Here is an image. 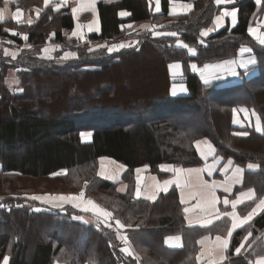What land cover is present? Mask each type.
<instances>
[{
	"label": "trees",
	"instance_id": "obj_1",
	"mask_svg": "<svg viewBox=\"0 0 264 264\" xmlns=\"http://www.w3.org/2000/svg\"><path fill=\"white\" fill-rule=\"evenodd\" d=\"M191 1L189 12L174 15L170 23L160 25V30L175 31L177 37L156 36L154 29L144 30L133 35V44L113 52L102 45L128 35L133 25L125 27V21L158 23L166 15L167 0H161L160 13L150 11L145 0L98 1L100 30L88 34L83 43L64 34L73 27L67 5L19 0L25 10L31 5L40 8L32 23L17 24L9 18L0 21V36L20 43L19 34L25 33L30 43L14 56L0 51V174L37 177L66 169L64 176L75 184L88 181L87 194L94 197L93 188L111 192L102 200L103 205L111 207L113 216L126 225V236L136 252L135 256L125 255L112 226L93 218L80 220L76 218L80 212L69 206L53 207L3 194L0 261L7 255L8 264H153V255H157L163 264H197V239L206 233H222L226 218L209 227L188 226L175 187L159 193L153 201L133 198L128 185L141 166L157 172L162 163L200 164L195 142L202 137L222 159L231 158L241 166L256 163L254 169L245 170L235 190L252 187L256 197L264 195V135L254 131L235 135L231 123V108L238 104L252 107L264 123V45L247 32L257 12L254 0H233L236 24L213 30L203 38L201 32L212 24L219 5L215 0ZM120 9L129 12L127 18L118 16ZM177 39L196 48L192 59L197 64L235 56L241 44H248L259 71L238 84L220 87L203 85L195 73L184 68L188 93L171 95L167 63L180 60L185 67L190 59L174 45ZM7 41L0 40V47L12 48ZM46 41L55 49L41 55L39 46ZM64 49L75 50L77 55L64 59L60 56ZM144 51L155 61L150 78L163 67L165 90L145 93L136 83L124 96L115 84L121 83L123 72L142 66ZM10 71L17 79L11 85L7 82ZM83 130L91 131L90 141L82 140ZM100 157L126 167L119 180L97 176ZM123 181L127 188L120 192L117 185ZM248 229L254 240L245 253H234L239 236ZM263 230L264 211H260L232 234L226 259L216 264H250L253 256L264 253ZM176 233L184 237V245L166 247L163 238Z\"/></svg>",
	"mask_w": 264,
	"mask_h": 264
},
{
	"label": "crops",
	"instance_id": "obj_2",
	"mask_svg": "<svg viewBox=\"0 0 264 264\" xmlns=\"http://www.w3.org/2000/svg\"><path fill=\"white\" fill-rule=\"evenodd\" d=\"M10 1H12V0H10ZM98 1L110 2L111 0H95L94 8L90 5L89 0H48V3L54 2L56 4V6H58V7L63 6V5H67L69 3V5H70L69 11L73 17V27L71 28V36L75 37L77 40L82 42V41L87 39L88 34L98 33L100 30V21H99L98 12H97V2ZM145 1L147 3V7L153 13H160L162 11L161 0H160V11L159 12L156 11L155 0H145ZM232 2H233V0H231V2H221L218 4L215 0V3L217 5H219V10L213 16L212 24L209 25L205 30H207V29L216 30V29L222 28L224 26L231 28L234 26L233 21H232L230 16H225L220 21V26H218V27L214 23L215 18L217 16L221 15L222 12H224L226 10L231 11L233 9L237 10V7L234 6L232 4ZM254 3H255L257 12L255 13V15L253 17L252 23H250L247 26V32L249 34L248 29L251 26L254 29H256L258 34L264 35V0H260L259 4L256 2V0H254ZM186 5H192V7H193L191 0H167L166 16L184 14V13L189 12L192 9V7L189 10L185 7ZM4 7H5V5L0 6V8H4ZM16 8L17 7H14L11 9L7 5V11L4 13V19L11 18L13 21H16L13 18V15L16 11ZM73 8L78 9V11L75 13V15L72 12ZM20 9L22 10L20 21H24L27 18V14L25 12L28 9L27 10H23L22 8H20ZM39 10H40V8H37V10H33L34 15H36L37 12H39ZM170 10H175L176 14H170ZM122 12L128 13V15H129V12L127 10L120 9L118 11V16L123 17V18H127L128 15L122 16L121 15ZM145 22L146 21H141L139 23H137V22L133 23V21L127 20L124 22V26L128 27L129 25L130 26L133 25L132 29L144 28ZM89 24H92L93 28L96 30L89 32V30H88ZM77 25L80 26L78 29H77ZM73 31H77L78 35L73 36L72 35ZM163 33H172V31L164 30ZM163 35H165V34H163ZM249 35L256 42H258L254 38L253 35H251V34H249ZM134 42L135 41L133 38H129V39L120 40L115 45H117V48L121 49L119 47L121 44H124L126 46H130V44H133ZM114 43H111L110 45H113ZM176 43H177V40L174 43L175 46H176ZM188 46L195 48L193 45H188ZM242 47L250 48L251 51L241 53L240 49ZM179 48L184 50L185 55L187 57H189L190 59L187 60L185 67L180 60H172V61L168 62V64H167V72L169 75L168 92L171 95H173L172 94L173 84L176 85V91H177V93H179L178 95H186L188 93V89H187L185 82H184V76H185L184 68L189 72L195 73L197 75L199 81L203 85L214 84L215 86H220V87H227V86L238 84L245 79H248L250 77L255 76L259 71L258 67L256 66V56H255L252 48L248 44H241L239 46L238 51H237L235 56L223 58V59L216 60V61L204 62L203 64H200V65L195 63V61L192 59L195 55H189L186 49H184L182 47H179ZM11 49L12 48H10L8 46L0 47V51L3 52L4 54H8V55L11 54L10 53ZM47 49H49V51L47 53H50L51 51H53L55 49V45L50 44L49 46H47ZM67 52H71V51L67 50ZM250 60H255V63L254 64L249 63L247 68L241 66L242 63H248ZM233 61H234V63L230 64V68L235 69V71L238 73V75H235V76L230 74V70H228L229 64L225 63V62H233ZM174 63H179L181 65V69L180 70H177V69H171L170 70L169 66L171 64H174ZM193 63H195L198 66L197 71H193L191 69L190 65ZM205 64H207V65H221L222 66L221 68H217V69L210 68L208 70L209 73L214 72V75H209L208 73H206V78L210 79V81H211L208 84H205L203 82V79L201 78L200 72H199V69H202ZM181 71H182V74H179ZM216 77H218V78H216ZM181 85H183L184 88L186 89V91L183 93H180V86ZM234 109L236 110L235 112L233 111ZM231 123L235 127L236 133H243V132L249 133L250 131H254L260 135H264V131H259V132L257 131L258 126L261 127L262 129H264V123L261 121L259 115L257 114V112L252 107H248L246 105H241V104L240 105L239 104L234 105L232 107ZM86 131L89 133V135L87 138H84V137H82V134H81L82 140L83 141H90L91 131L85 130V132ZM82 132L83 131H81V133ZM198 143H199V148H200L199 151L197 148ZM209 145H211V148L213 149V151H211V152H209V150H208ZM195 148L197 150L198 156L201 159L200 164L191 165V166H175V165H172L170 163L160 164L158 167V172L160 173V175L155 174L154 172H152V173L150 172L151 174H147V176H146V181L145 180L142 181L143 179H141V182H139L140 183V189H143V192L141 191L140 197L146 198L147 196L152 195L153 193H155L156 197H157V195L159 193L166 192V191L158 190V189H162L164 187L163 182L164 181H173V183H171L167 186V190L171 187H175L176 191H177L178 198L180 201H181V196L183 194V202L181 201V203L183 204V212H184L188 226L209 227V226H211V224L219 221V219L226 218V228L222 233H218V232H216L214 234L206 233V234L201 235L197 239L196 260L199 262H203L205 264H212L213 261H215L216 263H219V262H222L226 259L227 250L229 249L230 242H231V237H228V232L232 226V219L230 216L225 215V213H231L233 211V208L231 206V203H229L228 205H225L223 203L225 197H227V199L229 201H232V200H236L239 197V194L242 192L247 193L249 189H251L253 191V193H254L253 198L249 200L247 198L241 197V200L243 202L238 204L236 209H235V212H236L238 218L242 219L243 217L247 216L248 212H250L252 210V208L256 207V205L259 203L260 199L264 198V195H262L260 197H256V192L252 187H244V188L235 190V187L237 185L241 184L245 170L246 169L247 170L248 169L249 170L254 169L256 167V163H254V162L249 163L248 162V163H246L245 166H241V165L235 163L233 161V159H231V158L222 159L220 156H218L215 153L214 146L205 137H202V138H199L196 140ZM201 151H203L205 153V155L207 156V159H204L202 157ZM249 165H252L253 167L250 168ZM161 166H166L167 170H161ZM173 166L175 167V169H177V171H173ZM206 166H211V174H209V171L207 170ZM198 168L205 169L203 172L199 173V178H200L199 180H197V174L196 173L189 174L187 172L179 171V169L187 170V169H198ZM237 168L242 169V172L237 173L236 172ZM178 178L180 180V186H178L175 183V181ZM186 178L191 181V184H192L191 187L185 186V179ZM139 181H140V179H139ZM205 182L209 185H211V184H213V182H215V188L211 189V190H205L204 188L201 187V185ZM135 184L137 185V180L135 181ZM144 184H146V185L144 186ZM226 187L229 189L228 192L224 191V189ZM211 191L215 192V196L217 198V203H216L215 209H212L211 211H202L200 208H197V204L201 200L210 198ZM135 192H136V187L134 190V194H135ZM251 201H252L251 205L249 207H247L246 209H243V206L246 205L247 203L251 202ZM66 203L68 204V203H72V202H66ZM185 208L189 209V211L187 213H185V211H184ZM259 212L260 211L258 210V213ZM217 215H219L218 219L216 218ZM256 215H254L253 218ZM206 220H211L212 222L211 223H205ZM250 221L243 224L241 227L233 230L232 234L236 230L242 229ZM249 233H250V230L248 229L244 234H241L239 236L237 242L235 243V245L233 247V252H235V249L237 247L241 246V242L244 241V238L246 236L247 237L250 236ZM217 236H220L222 239H225V238L229 239V245H228L227 249H223L220 247L219 243L216 241ZM261 236L264 238V230H263ZM175 237H179V240L171 239V240H168V243H166V240L168 238H175ZM201 241H203V243H201ZM245 242L246 241H244V244H245ZM163 244L168 248H180L184 245V237L180 233L169 234L163 238ZM170 244H175V245H179V246L170 247L169 246ZM242 248H241V250H242ZM202 249H203V251H202ZM129 252H130L131 256L136 254V252L133 248H132V251L129 250ZM5 256H7V255H5ZM5 256L2 257L0 264H3V259ZM197 257H199V259H197ZM259 257H264V255L255 256L254 258H252L251 262L253 264H256V260ZM53 264H64V263L59 262V261H55V262H53Z\"/></svg>",
	"mask_w": 264,
	"mask_h": 264
},
{
	"label": "rangeland",
	"instance_id": "obj_3",
	"mask_svg": "<svg viewBox=\"0 0 264 264\" xmlns=\"http://www.w3.org/2000/svg\"><path fill=\"white\" fill-rule=\"evenodd\" d=\"M31 3H34V2H31ZM3 5H5L4 0H0V6H3ZM8 6L11 9L14 7H20L23 10H25L23 8V6L19 3V0L10 1ZM67 6L69 7V10H70L69 3L67 4ZM37 8H39V7L31 5L29 7V10H27L25 12L27 14V18L24 21L17 22V21H13L11 18H9V19H11L13 22H15L17 24H25V23L29 24L28 20L31 19V21H33V18L35 16L33 10H37ZM173 17H174V15H169V16L165 15V16H163V18H161V20L158 21V23H156V21L145 20L146 22L144 23L145 24L144 28H134V29L128 31V35L125 34V36L123 38L121 37L118 40L110 41L109 43L105 42V43H103L102 46L105 45L106 48L108 49V48L112 47L113 45L117 44L118 41L123 40V39L133 38L134 34L139 33L141 31H144V30L154 29L153 35H154V33H160L159 35H163L164 30L159 29L160 25L162 23H165V24L170 23L173 20ZM10 32H13V30H11ZM172 32H175V31H172ZM64 34L67 36V38L72 37L71 36V29L64 31ZM130 34H132V35H130ZM24 35H26V34L25 33L19 34V39H21L20 43H16V42H14V40L12 38L10 39L6 36H0V40H8L10 42V44L12 46V49L10 51V53H11L10 55L14 56V55H17L22 48H26V47L30 46V43H28L26 41V39H24ZM156 36H158V35H156ZM86 41H87V39L82 41V42L78 40L79 43H83ZM111 43H114V44L110 45ZM50 44L51 43L49 41H46L43 44H41L39 46L38 53H40L41 55H45L46 53L43 51V49L47 48V46H49ZM115 46H117V45H115ZM66 53H75L77 55V52L75 50H71V52H67V49H64L60 53V56L64 57ZM134 57L139 58L140 56L138 57V55H135ZM134 57H132V58H134ZM141 57H144L146 59L145 61H143L142 66H137V67H134L133 69L130 68L129 70L123 72L122 73L123 79L121 80V83L115 84V87L117 88V90L120 91L121 93H124V94H122L124 96H128L130 94V90H131V88H133V87H131V85L137 86L136 83H140L139 87H141L142 92H145V93L153 91L155 89H157V92L163 93L164 92L163 90H165L164 88L166 85V80H165V74H164L163 67L158 73H155V74L153 73V77L150 78L151 73H152L151 72L152 69L150 67L155 65V61L150 59L149 56H147L146 51H144L142 53ZM157 58L160 59V57H157ZM160 62H161V59H160ZM198 65H200V64H198ZM118 71L119 70L116 69V72H118ZM11 81H15L17 83V79H16L14 71H10V75L9 74L7 75V82L9 83V85H11ZM106 86L107 85H104L103 88H105ZM14 88L17 89L18 87L14 86ZM231 113H232V108H231ZM233 132L236 134L235 129ZM81 134H82V137H84V138H87L89 135V133L87 131L85 132V130H83V132ZM260 145L261 144H258V150H262ZM172 165L182 166V165H176V164H172ZM125 168L126 167L118 161H115V160L108 158V157H100V158H98L96 174H97V176H99L101 178H104L105 176H107L108 178H105V179H111V180L117 181L122 176V173L125 170ZM137 169H139L140 171L137 172ZM137 169L134 171L132 181L128 185L129 192L132 194V197L135 199L137 198L134 194L135 187H137V185L135 184V181L137 180L138 177L140 179L139 182H141V179H143L142 181H144V180L146 181L147 174H151L152 172L160 175L158 170H157V172L150 171L145 166L138 167ZM65 170L66 169H59L53 173H61V172H64ZM53 173H51L50 176H37V177L18 175L15 173L14 174H12V173L0 174V197L3 194H8V195H12L15 197H22V198H25L27 200L28 199L33 200V201L35 200L38 203L45 204L48 206H53V207H59L62 205L69 206L70 210H75L76 212H80L78 214V216H76V218H79L80 220L88 221V220H92L91 218H93V219L99 220L100 222H102L105 225L112 226L114 228V230L117 232L118 238L122 242L121 249L127 248L130 251H132V248L134 249L133 245L131 244V242H129L128 238H127V242H125V240L122 239V237L126 236V231H125L126 225L120 219L113 216V212L111 210V207L110 208L104 207V205H103L102 200L105 198L106 195L107 196L111 195L112 194L111 192L108 191L106 193L104 191H97L95 188H93V189H91V190H95V193L93 194L94 197H93V196L87 194L86 188H87V186L89 187V183L87 180H84L79 184H75L77 182H75L71 177H66V176H64V174L52 175ZM145 185L146 184H144V186ZM126 188H127V183L124 181L117 185V189L120 192H124L126 190ZM81 191L84 192V197L82 198V201H70L72 203L67 204L66 202H61L59 200L54 199L55 197H58L61 194L65 195V196H67L69 194L79 195V193ZM140 191L143 192V189H140ZM34 196H39V197H49L50 196V197H52V199H47V198L42 199V200L32 199V197H34ZM139 198H143V197H139ZM145 199H147V198H145ZM88 200L94 201L96 205H99L101 208L110 212L112 214L111 217L105 218L103 216L97 215L93 211H84L83 209L85 207H88V205H87ZM35 208L38 209L37 206H35ZM117 220L120 221V224L123 225V227H120V225L116 224ZM253 240H254V237L253 238L251 236L248 237V239L246 240V242H245V244H244V246H243V248L239 254L245 253L246 249L248 248V246H250V244ZM123 253L125 255H130L129 253H125V252H123ZM234 253H236V252H234ZM152 254H154V253H152ZM135 255H132V256H135ZM257 255H264V253L256 254L255 256H257ZM255 256H253V258ZM158 259L159 258L157 255H153L152 263L153 264H163L161 262L159 263ZM251 261H252V259L250 260V264H253ZM196 262H197V264H205V263L199 262L197 260H196Z\"/></svg>",
	"mask_w": 264,
	"mask_h": 264
},
{
	"label": "snow or ice",
	"instance_id": "obj_4",
	"mask_svg": "<svg viewBox=\"0 0 264 264\" xmlns=\"http://www.w3.org/2000/svg\"><path fill=\"white\" fill-rule=\"evenodd\" d=\"M10 0H4V4H5V7L4 8H0V21H2L4 19V13L7 11V5L9 4ZM45 2V5L48 4V0H44ZM216 2L219 4L221 2H231V0H216ZM256 2L259 4L260 3V0H256ZM89 3L90 5L94 8V3H95V0H89ZM155 3H156V11L159 12L160 11V0H155ZM187 9H191L192 5H186L185 6ZM78 11L77 8H73L72 9V12L73 14L75 15V13ZM21 14H22V10L17 7L16 8V11L13 15V18L17 21V22H20L21 20ZM37 14H39L37 12ZM170 14H176L175 13V10H170ZM122 16L124 15H128V13H125V12H122L121 13ZM225 16H230L232 21H233V25H235L236 21H237V10L236 9H233L231 11H224L221 13V15L217 16L215 18V25L218 27L220 26V21L225 17ZM28 23L31 24L32 21L31 19L28 20ZM80 26L77 25V29L79 28ZM129 27H131L129 25ZM88 30L89 32H92V31H95L96 29L93 28L92 24H89L88 26ZM214 29H207V30H202L201 32V37H205L209 34L210 31H212ZM8 31H11V30H8ZM249 31V34L253 35L254 38L261 44V45H264V35H261V34H258L256 29H254L253 27H249L248 29ZM13 34H17V33H13ZM160 33H154V35H159ZM165 35H170V36H173V37H177L178 34L176 32H172V33H164ZM73 36H77L78 35V32L77 31H73L72 33ZM24 39H27V36L24 35ZM203 39L200 40V43L203 44ZM126 45L124 44H121L119 47L120 48H123L125 47ZM58 47V46H57ZM176 47H182L184 49L187 50L188 54L189 55H195L196 54V49L195 48H192V47H189L187 44H184L183 42H181L179 39H177V43H176ZM119 48H117V46L113 45L112 47L108 48V51L109 52H113V51H118ZM43 51L45 53H47L49 51V49L45 48L43 49ZM251 49L250 48H245V47H242L240 49V52L243 53V52H250ZM76 54L75 53H66L65 56L63 57L64 59H67V58H70V57H75ZM47 58H50V57H47ZM227 64H229V69L230 70V74L235 76V75H238V73L235 71V69H231L230 68V64L231 63H234L233 62H225ZM251 63V64H254L255 63V60H250L248 63H242L241 66L242 67H245L247 68L248 67V64ZM170 70L171 69H177V70H180L181 69V65L179 63H174V64H171L170 66ZM191 69L193 71H197L198 70V66L193 63L190 65ZM222 66L221 65H207L205 64L203 66L202 69H199V72H200V76L201 78L203 79V82L205 84H208L210 83V79L206 78V73H208L209 75H214V72L213 73H209L208 70L210 68L212 69H217V68H221ZM179 74H182V71L179 73ZM218 78V77H216ZM186 89L184 88L183 85L180 86V93H183L185 92ZM172 94L173 95H178L179 93H177L176 91V85L173 84V91H172ZM234 112L236 111L235 109L233 110ZM257 131H264V129H262L261 127H257ZM235 135H243V136H246L248 135L247 132H243V133H236ZM197 148H198V151L200 150L199 148V143L197 145ZM208 150L209 152L213 151V149L211 148V145L208 146ZM201 155L204 159H207V156L205 155V153L203 151H201ZM249 167H253L252 165H249ZM207 170L209 171V174H211V166H206ZM161 170H167L166 166H161ZM205 169H187V170H184V169H179V171L181 172H187L189 174L191 173H196L197 174V180H199V173L203 172ZM140 170L137 169V172H139ZM173 171H177V169H175V167L173 166ZM236 172L237 173H240L242 172V169L240 168H237L236 169ZM59 174H66V170L64 172H61V173H53L52 175H59ZM104 178H108L107 176H105ZM173 183V181H164L163 184H164V187L162 189H158V190H161V191H167V186L169 184ZM175 183L180 186V180L179 178L175 181ZM185 186L187 187H191L192 184H191V181L189 179H185ZM202 188H204L205 190H211V189H214L215 188V182H213V184L209 185L207 184L206 182L203 183L201 185ZM225 192H228L229 189L226 187L224 189ZM135 196L137 198H139L141 196V191H140V183H139V177L137 178V187H136V192H135ZM254 196V193L251 189L248 190L247 193H240L239 194V197L236 199V200H232V201H229L227 199V197H225L223 203L225 205H228L229 203H231V206L233 208V211L231 213H225V215H228L231 217L232 219V226H231V229L229 230L228 232V237H231L232 235V231L241 227L243 224L247 223L248 221H250L254 215L258 214V210L259 211H264V198H261L259 203L256 205V207L252 208V210L250 212H248L247 216L243 217L242 219L238 218L236 212H235V209L237 207L238 204L242 203L243 201L241 200V197L243 198H247V199H252ZM84 197V192L81 191L79 193V195H74V194H69L67 196L61 194L59 195L58 197H55L54 199L56 200H59L61 202H70V201H82V198ZM52 199V197H39V196H34L32 197V199H37V200H42V199ZM147 199L149 200H155L157 197H156V194L153 193L152 195H149L146 197ZM181 201L183 202V194L181 196ZM216 203H217V198L215 196V192L214 191H211L210 193V198L208 199H204V200H201L198 204H197V208H200L202 211H211L212 209H215V206H216ZM87 205L88 207H85L83 210L84 211H93L95 212L97 215L99 216H103L105 218H108V217H111V213L106 211L105 209L101 208L99 205H96L94 201L92 200H88L87 201ZM185 213H187L189 211L188 208H185L184 209ZM216 218L218 219L219 218V215L216 216ZM212 221L211 220H206L205 223H211ZM116 224L117 225H120V227H123V225L120 224V221H116ZM249 235H251V233H249ZM122 239L125 240V242H127V236H124L122 237ZM171 239H176V240H179V237H175V238H168L166 240V243H168V240H171ZM248 239V237L246 236L244 238V241H246ZM216 241L219 243L220 247L223 248V249H227L228 245H229V239L225 238V239H222L220 236H217L216 237ZM244 241L241 242V246L240 247H237L235 249V252L236 254H239L241 252V248L244 246ZM201 243H203V241H201ZM170 247H176V246H179V245H175V244H170L169 245ZM121 251L125 252V253H129V249L127 248H123L121 249ZM203 251V249H202ZM223 258V257H222ZM197 259H199V257H197ZM8 260H9V257L5 256L4 259H3V264H8ZM212 264H216L215 261L212 262ZM256 264H264V257H259L257 260H256Z\"/></svg>",
	"mask_w": 264,
	"mask_h": 264
}]
</instances>
